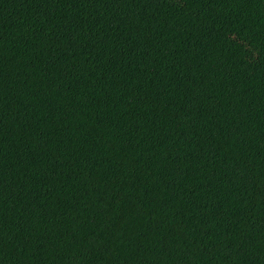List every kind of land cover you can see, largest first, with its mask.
<instances>
[{
    "label": "trees",
    "instance_id": "16d2710c",
    "mask_svg": "<svg viewBox=\"0 0 264 264\" xmlns=\"http://www.w3.org/2000/svg\"><path fill=\"white\" fill-rule=\"evenodd\" d=\"M0 264H264V0H0Z\"/></svg>",
    "mask_w": 264,
    "mask_h": 264
}]
</instances>
